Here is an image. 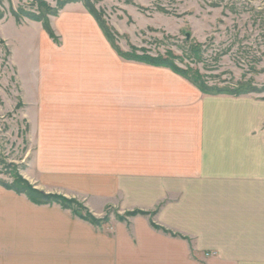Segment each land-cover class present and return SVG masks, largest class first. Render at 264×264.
<instances>
[{
  "label": "crops",
  "instance_id": "crops-1",
  "mask_svg": "<svg viewBox=\"0 0 264 264\" xmlns=\"http://www.w3.org/2000/svg\"><path fill=\"white\" fill-rule=\"evenodd\" d=\"M85 19L89 53L38 79L28 98L38 180L94 216L145 215L97 229L0 191V264H264V119L256 124L254 102L203 94L169 70L127 78Z\"/></svg>",
  "mask_w": 264,
  "mask_h": 264
},
{
  "label": "rangeland",
  "instance_id": "rangeland-1",
  "mask_svg": "<svg viewBox=\"0 0 264 264\" xmlns=\"http://www.w3.org/2000/svg\"><path fill=\"white\" fill-rule=\"evenodd\" d=\"M86 1L107 28L111 48L127 63V78H172L170 73L184 77L168 68L126 60L118 51L165 58L179 70L199 75L212 91H246L212 95L194 85L206 95L254 102L256 124L264 119V0H81L65 6L67 0H0V191L22 179L36 190L63 196L38 180L28 98L38 79L53 77L56 68L75 70L78 51L89 53L85 16H93ZM42 21L49 22L52 35ZM70 200L75 201L74 209L87 214L83 202ZM131 213L120 214L115 208L103 216L91 213L103 222L92 225H129L137 216Z\"/></svg>",
  "mask_w": 264,
  "mask_h": 264
},
{
  "label": "trees",
  "instance_id": "trees-1",
  "mask_svg": "<svg viewBox=\"0 0 264 264\" xmlns=\"http://www.w3.org/2000/svg\"><path fill=\"white\" fill-rule=\"evenodd\" d=\"M80 1L81 0H67V2L64 3V6L67 5L68 3H76V2H80ZM87 3L88 2L86 1V4H85L86 8L90 11V14L95 18L96 22L98 23L99 27L101 28V30L104 33L107 40L112 44V46H114L112 38L110 37V34L108 33L107 28H105V26L103 25V23L101 22V20L97 16V14H95L94 12L93 13L91 12L92 11L90 9L91 7ZM31 17H34V19H36L35 16H31ZM19 18H20V16H17V19H19ZM42 22L44 23L46 30L52 35V31H51L49 24H48L49 22L48 21H46V22L42 21ZM118 54L122 58L129 60V61H136V62L145 63V64L156 66V67H164V68L171 69L175 73L181 75L182 77H184L185 79L190 81L193 85L198 87L202 92H204L206 94L219 95V94L224 93V94H230V95L238 96V95L247 93L246 91H242V90L241 91H235V92L212 91V90H210L204 86L199 75H197L196 73H193V74L189 73L191 71L179 70L178 68H176L171 62H169L165 58H163V59L146 58V57H140V56H136V55L134 56L131 54H125V53H122L121 51H118ZM6 188L9 189L10 191H15L16 193L26 195L29 198V200L36 205L57 204V205L61 206L63 209L71 210L76 216H78L82 220L87 221V222H89L95 226L100 227L103 224L102 220L96 219L89 211L86 210L85 207H84V209L87 211V214H83L82 212L74 209L72 206L75 203L74 200H70V199L64 198L63 196L56 195V194H46L42 191L36 190L25 180L20 179L17 184H14V185L6 187ZM138 214H144V213L136 211V212H132L130 215L135 216ZM154 227L157 229H160V227H157V226H154Z\"/></svg>",
  "mask_w": 264,
  "mask_h": 264
}]
</instances>
